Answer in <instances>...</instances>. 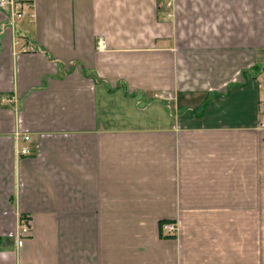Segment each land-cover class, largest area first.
<instances>
[{"label": "crops", "instance_id": "0c3cea01", "mask_svg": "<svg viewBox=\"0 0 264 264\" xmlns=\"http://www.w3.org/2000/svg\"><path fill=\"white\" fill-rule=\"evenodd\" d=\"M31 12L13 25L0 9V237L14 241L0 264H264V130L246 72L264 73V0ZM138 119L153 124H126Z\"/></svg>", "mask_w": 264, "mask_h": 264}, {"label": "built area", "instance_id": "2783aa9c", "mask_svg": "<svg viewBox=\"0 0 264 264\" xmlns=\"http://www.w3.org/2000/svg\"><path fill=\"white\" fill-rule=\"evenodd\" d=\"M32 0H0V9L4 11L6 18L14 23L22 18L24 15L28 14L32 18L33 13L31 12ZM256 82L258 85V113L259 119L257 123V128L264 130V73L260 78L256 77ZM25 142L30 140V136L25 134L23 136ZM18 153L20 155H31L32 149L27 143H23L18 146ZM20 229L24 235H30L31 230L27 222L22 220L20 223ZM161 230L164 236H173L178 231V225L175 222H163L161 225Z\"/></svg>", "mask_w": 264, "mask_h": 264}, {"label": "rangeland", "instance_id": "374dc122", "mask_svg": "<svg viewBox=\"0 0 264 264\" xmlns=\"http://www.w3.org/2000/svg\"><path fill=\"white\" fill-rule=\"evenodd\" d=\"M130 123L131 125H144V126H147V125H150L153 124V122L149 121V120H145V119H138V120H135V121H127L126 124ZM15 234L16 236H20V237H26L27 235H24L21 231V229L19 227H16L15 229Z\"/></svg>", "mask_w": 264, "mask_h": 264}, {"label": "trees", "instance_id": "16d2710c", "mask_svg": "<svg viewBox=\"0 0 264 264\" xmlns=\"http://www.w3.org/2000/svg\"><path fill=\"white\" fill-rule=\"evenodd\" d=\"M261 69L259 67H256L255 69H252V71H246L248 72V75H250L252 78H256L257 74L260 73ZM8 245H12L14 243V241L10 240V239H4L2 237H0V244L2 243H7Z\"/></svg>", "mask_w": 264, "mask_h": 264}]
</instances>
